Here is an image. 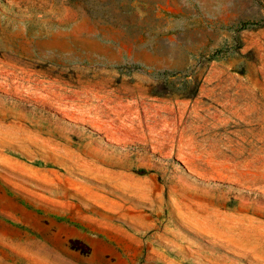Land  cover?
<instances>
[{
	"label": "rangeland",
	"instance_id": "1",
	"mask_svg": "<svg viewBox=\"0 0 264 264\" xmlns=\"http://www.w3.org/2000/svg\"><path fill=\"white\" fill-rule=\"evenodd\" d=\"M0 264H264V0H0Z\"/></svg>",
	"mask_w": 264,
	"mask_h": 264
},
{
	"label": "trees",
	"instance_id": "2",
	"mask_svg": "<svg viewBox=\"0 0 264 264\" xmlns=\"http://www.w3.org/2000/svg\"><path fill=\"white\" fill-rule=\"evenodd\" d=\"M251 23H244L243 26H250Z\"/></svg>",
	"mask_w": 264,
	"mask_h": 264
}]
</instances>
